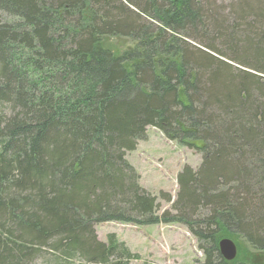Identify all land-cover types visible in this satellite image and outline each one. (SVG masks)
<instances>
[{
	"label": "trees",
	"instance_id": "obj_1",
	"mask_svg": "<svg viewBox=\"0 0 264 264\" xmlns=\"http://www.w3.org/2000/svg\"><path fill=\"white\" fill-rule=\"evenodd\" d=\"M230 8L0 0V264H33L43 249L52 264L139 260L115 234L99 240L107 222L180 224L197 264H249L226 261L224 239L264 253V78L213 56L264 75V0ZM106 37L136 46L116 54ZM150 127L202 157L162 213L126 158Z\"/></svg>",
	"mask_w": 264,
	"mask_h": 264
},
{
	"label": "rangeland",
	"instance_id": "obj_2",
	"mask_svg": "<svg viewBox=\"0 0 264 264\" xmlns=\"http://www.w3.org/2000/svg\"><path fill=\"white\" fill-rule=\"evenodd\" d=\"M233 1L215 0L224 11H230ZM103 44L116 54H121L136 46L133 40L127 37H106L103 39ZM200 48L205 50V47L201 45ZM213 56L232 65L237 72L245 70L259 78H264V75L257 74L251 69H245L238 63L230 62L227 58L219 55ZM126 158L138 173L140 185L158 198L161 206L160 213L171 210L179 191L177 178L184 167L190 166L196 171L202 163V157L197 151L168 140L153 127L148 129L146 139L140 141L137 149L128 153ZM161 193L170 195L171 202L167 203L163 200ZM95 229L100 241L107 242L108 236L115 234L120 243H124L132 253L140 256L139 260H134L131 264H197L204 261L203 253L198 248L195 237L180 224L137 226L107 222L96 225ZM232 240L237 247L236 260L249 264H264V253L255 251L243 239ZM52 255L51 250L43 249L40 258L33 264H52L54 260ZM73 262L84 264L79 260Z\"/></svg>",
	"mask_w": 264,
	"mask_h": 264
},
{
	"label": "water",
	"instance_id": "obj_3",
	"mask_svg": "<svg viewBox=\"0 0 264 264\" xmlns=\"http://www.w3.org/2000/svg\"><path fill=\"white\" fill-rule=\"evenodd\" d=\"M220 252L226 261L232 262L237 256L236 244L231 239H224L220 242Z\"/></svg>",
	"mask_w": 264,
	"mask_h": 264
},
{
	"label": "bare ground",
	"instance_id": "obj_4",
	"mask_svg": "<svg viewBox=\"0 0 264 264\" xmlns=\"http://www.w3.org/2000/svg\"><path fill=\"white\" fill-rule=\"evenodd\" d=\"M104 46H102V48H103ZM110 49V48H109ZM31 68V67H30ZM33 69V68H32ZM40 80V79H39ZM180 100H181V98H180Z\"/></svg>",
	"mask_w": 264,
	"mask_h": 264
}]
</instances>
